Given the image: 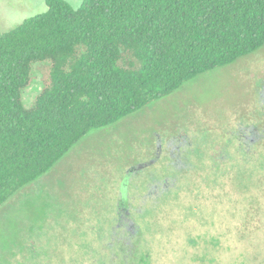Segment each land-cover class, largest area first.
Listing matches in <instances>:
<instances>
[{
	"label": "trees",
	"instance_id": "1",
	"mask_svg": "<svg viewBox=\"0 0 264 264\" xmlns=\"http://www.w3.org/2000/svg\"><path fill=\"white\" fill-rule=\"evenodd\" d=\"M46 2L0 35V209L92 129L264 46V0ZM41 64L49 76L27 106L23 92Z\"/></svg>",
	"mask_w": 264,
	"mask_h": 264
},
{
	"label": "flooded vegetation",
	"instance_id": "2",
	"mask_svg": "<svg viewBox=\"0 0 264 264\" xmlns=\"http://www.w3.org/2000/svg\"><path fill=\"white\" fill-rule=\"evenodd\" d=\"M250 113L234 120L227 143L210 139L200 129L157 135L155 149H148L142 163L115 176L112 207L102 211L96 197L66 201L62 190L54 199L55 185L47 179L21 189L0 216V241L5 245L0 264H168V251L169 264H175L178 247L189 258L196 237L203 235L210 246L212 231L205 220H194L195 208L207 202L211 192L220 196L224 180L240 161L264 163V101L258 99ZM183 199L196 202L193 216L186 219L182 213H172ZM262 226L256 220L253 233H262ZM242 227L238 223V235L224 234L235 237L236 251L247 234ZM182 230H187L188 239L180 246ZM152 239L159 240L155 248Z\"/></svg>",
	"mask_w": 264,
	"mask_h": 264
},
{
	"label": "rangeland",
	"instance_id": "3",
	"mask_svg": "<svg viewBox=\"0 0 264 264\" xmlns=\"http://www.w3.org/2000/svg\"><path fill=\"white\" fill-rule=\"evenodd\" d=\"M65 1L77 9L85 0ZM46 11V0H0V35ZM48 76L47 65L34 67L31 83L23 92L27 106L33 104ZM258 99L264 101V46L231 65L215 68L189 80L174 93L151 102L112 125L92 129L38 182L52 181L55 185H52L54 199H59L60 191L64 190L61 198L66 201L71 200L69 198L89 200L96 197L98 209L105 210L116 196L112 189L115 176L118 173L122 176L127 166L142 163L148 149H155L157 135L182 129L190 133L192 129H200V132L209 134L210 139L227 143L225 138L234 128V120L250 116V110ZM253 162L240 161L236 168L232 167L235 172L224 180L219 197H213L218 191L211 192L210 199L197 208L196 202L189 199H183L175 207L168 206L174 207L172 213H182L183 219L193 216L195 208L198 215L194 220H205L212 231L208 237L210 246L203 235L196 237L187 254L189 258L178 247L175 264L176 260L177 264H264V236L254 247V238L264 235V231L253 233L256 220L264 224V163L254 165ZM12 200L13 196L0 209V216ZM101 211L100 214L103 213ZM238 223L243 225V232L247 233L245 238L251 246L243 245L236 251L232 246L234 237L224 234L228 231L238 235ZM165 228L161 231H167ZM261 229L264 230V226ZM186 232L182 230L179 234L180 246L183 240V244H187ZM158 241L152 239L150 245L155 248ZM164 241L165 238L162 243ZM4 247L0 241V251ZM165 255L169 264L171 253L168 251Z\"/></svg>",
	"mask_w": 264,
	"mask_h": 264
}]
</instances>
